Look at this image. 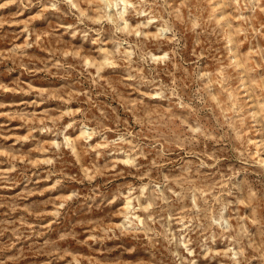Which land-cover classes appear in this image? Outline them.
Segmentation results:
<instances>
[{
    "label": "rangeland",
    "instance_id": "374dc122",
    "mask_svg": "<svg viewBox=\"0 0 264 264\" xmlns=\"http://www.w3.org/2000/svg\"><path fill=\"white\" fill-rule=\"evenodd\" d=\"M0 264H264V0H0Z\"/></svg>",
    "mask_w": 264,
    "mask_h": 264
}]
</instances>
